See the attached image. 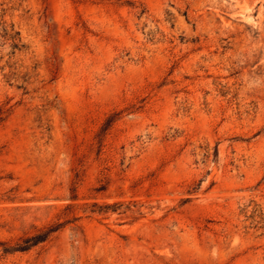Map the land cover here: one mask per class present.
<instances>
[{"label":"rangeland","instance_id":"374dc122","mask_svg":"<svg viewBox=\"0 0 264 264\" xmlns=\"http://www.w3.org/2000/svg\"><path fill=\"white\" fill-rule=\"evenodd\" d=\"M0 264H264V0H0Z\"/></svg>","mask_w":264,"mask_h":264},{"label":"trees","instance_id":"16d2710c","mask_svg":"<svg viewBox=\"0 0 264 264\" xmlns=\"http://www.w3.org/2000/svg\"><path fill=\"white\" fill-rule=\"evenodd\" d=\"M18 44L15 43V46H17ZM111 121V120H110ZM61 227V224H56V225H51L48 228H46L45 230H40L37 233L26 237L22 240L21 243H17L16 246L14 247H9L10 249H5L6 251L8 250H28L31 247L46 241L51 235L52 233L56 232L59 228Z\"/></svg>","mask_w":264,"mask_h":264}]
</instances>
